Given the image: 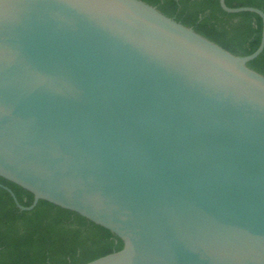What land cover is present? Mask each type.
Wrapping results in <instances>:
<instances>
[{
    "label": "water",
    "instance_id": "95a60500",
    "mask_svg": "<svg viewBox=\"0 0 264 264\" xmlns=\"http://www.w3.org/2000/svg\"><path fill=\"white\" fill-rule=\"evenodd\" d=\"M140 0H0V178L123 241L88 264H264V76Z\"/></svg>",
    "mask_w": 264,
    "mask_h": 264
},
{
    "label": "trees",
    "instance_id": "16d2710c",
    "mask_svg": "<svg viewBox=\"0 0 264 264\" xmlns=\"http://www.w3.org/2000/svg\"><path fill=\"white\" fill-rule=\"evenodd\" d=\"M140 1L235 56L251 55L260 45V17L225 13L219 0ZM225 4L264 12V0H225ZM247 67L264 76V50ZM0 185L10 189L21 206L32 205L34 197L28 191L2 178ZM123 247V241L107 229L46 201L21 211L0 187V264H88Z\"/></svg>",
    "mask_w": 264,
    "mask_h": 264
}]
</instances>
